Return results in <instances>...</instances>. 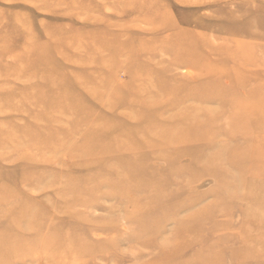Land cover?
<instances>
[{"label": "rangeland", "instance_id": "374dc122", "mask_svg": "<svg viewBox=\"0 0 264 264\" xmlns=\"http://www.w3.org/2000/svg\"><path fill=\"white\" fill-rule=\"evenodd\" d=\"M262 138L264 0H0V264H264Z\"/></svg>", "mask_w": 264, "mask_h": 264}, {"label": "bare ground", "instance_id": "6f19581e", "mask_svg": "<svg viewBox=\"0 0 264 264\" xmlns=\"http://www.w3.org/2000/svg\"><path fill=\"white\" fill-rule=\"evenodd\" d=\"M263 144H264V138H262ZM260 154L264 153V150H261L259 152ZM243 164V162H242ZM256 169L253 171L255 174V180L257 181H264V171L261 170V168H258L259 166L255 164Z\"/></svg>", "mask_w": 264, "mask_h": 264}]
</instances>
